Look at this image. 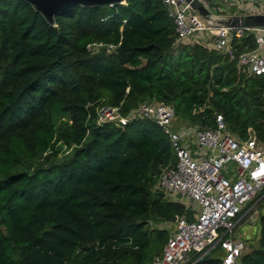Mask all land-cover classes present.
<instances>
[{
	"label": "trees",
	"instance_id": "16d2710c",
	"mask_svg": "<svg viewBox=\"0 0 264 264\" xmlns=\"http://www.w3.org/2000/svg\"><path fill=\"white\" fill-rule=\"evenodd\" d=\"M241 40L238 49L254 45L252 32ZM91 41L115 46L90 52ZM142 100L171 103L177 118L201 125L221 113L239 137L253 130L264 141V74L175 42L161 0L73 4L51 20L29 0H0V264H139L169 235L150 218H193L155 187L176 160L157 122L93 119L99 102L125 113ZM263 207L241 264H264ZM221 253L193 264H220Z\"/></svg>",
	"mask_w": 264,
	"mask_h": 264
},
{
	"label": "built area",
	"instance_id": "2783aa9c",
	"mask_svg": "<svg viewBox=\"0 0 264 264\" xmlns=\"http://www.w3.org/2000/svg\"><path fill=\"white\" fill-rule=\"evenodd\" d=\"M161 1L173 21L175 42L216 50L234 60L240 73L264 74V26L218 25L187 0ZM198 1L212 15L264 13V0ZM247 32L253 33L254 45L238 49L236 43ZM114 46L102 41L86 44L90 52ZM133 117L150 118L167 134L176 160L163 167L155 187L190 207L193 216L175 215L166 222L169 235L161 250L139 264H193L216 247L222 250L220 264H241L248 244L238 227L243 220L258 217V204L264 200V141L253 130L239 137L228 129L221 113L215 114L213 126L178 122L174 106L163 101L142 100L125 113L119 105L94 106L96 123L123 125ZM194 251L199 252L195 258Z\"/></svg>",
	"mask_w": 264,
	"mask_h": 264
},
{
	"label": "water",
	"instance_id": "95a60500",
	"mask_svg": "<svg viewBox=\"0 0 264 264\" xmlns=\"http://www.w3.org/2000/svg\"><path fill=\"white\" fill-rule=\"evenodd\" d=\"M37 10L51 20L53 15L60 9L73 4H111L123 2V0H29ZM190 5L197 9L200 14L207 17L213 23L224 26H264V13L252 14H223L212 15L208 9L203 7L198 0H187ZM174 219V218H173Z\"/></svg>",
	"mask_w": 264,
	"mask_h": 264
},
{
	"label": "crops",
	"instance_id": "0c3cea01",
	"mask_svg": "<svg viewBox=\"0 0 264 264\" xmlns=\"http://www.w3.org/2000/svg\"><path fill=\"white\" fill-rule=\"evenodd\" d=\"M239 232L245 237L247 238L250 242L249 245H255L259 236V223H258V217L252 221L251 219L247 220H243L239 227Z\"/></svg>",
	"mask_w": 264,
	"mask_h": 264
},
{
	"label": "rangeland",
	"instance_id": "374dc122",
	"mask_svg": "<svg viewBox=\"0 0 264 264\" xmlns=\"http://www.w3.org/2000/svg\"><path fill=\"white\" fill-rule=\"evenodd\" d=\"M232 9H234V7H232ZM61 120L65 119V116L60 117ZM178 122H185V119L182 118H177ZM67 150L65 149V147L63 146L62 149H60L58 151V153L56 154L57 156L55 157V159L59 158L61 155H63ZM50 152H48V150L44 151L43 153H41L39 156H37L36 158H34V162H40V161H45L46 158V154H49ZM52 158V157H51ZM263 201H260V203H262ZM259 203V204H260ZM259 204H258V208H259ZM264 208V207H263ZM149 225L150 226H161L164 227L166 225V222H155V220H153L152 218L149 219Z\"/></svg>",
	"mask_w": 264,
	"mask_h": 264
}]
</instances>
